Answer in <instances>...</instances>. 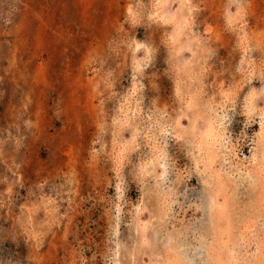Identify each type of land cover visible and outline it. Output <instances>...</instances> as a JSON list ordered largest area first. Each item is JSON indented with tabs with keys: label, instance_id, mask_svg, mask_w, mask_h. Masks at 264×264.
Wrapping results in <instances>:
<instances>
[{
	"label": "rangeland",
	"instance_id": "obj_1",
	"mask_svg": "<svg viewBox=\"0 0 264 264\" xmlns=\"http://www.w3.org/2000/svg\"><path fill=\"white\" fill-rule=\"evenodd\" d=\"M263 195L264 0H0V264H264Z\"/></svg>",
	"mask_w": 264,
	"mask_h": 264
},
{
	"label": "bare ground",
	"instance_id": "obj_2",
	"mask_svg": "<svg viewBox=\"0 0 264 264\" xmlns=\"http://www.w3.org/2000/svg\"><path fill=\"white\" fill-rule=\"evenodd\" d=\"M125 111H127V110H125ZM210 131H211V130H210ZM204 134H205V133H204ZM211 136H212V137H213V136L215 137V136H216L215 132H214V133L212 132V133H211ZM214 140H215V139H214ZM202 145H203V144H202ZM210 153H213V152H210ZM203 155H204V154H203ZM215 155H216V153H215ZM208 157H209V156H208ZM196 168H197V167H196ZM260 172H261V171H259V173H260ZM257 178H258V177H257ZM262 179H263V178H262ZM221 186H222V184H220V188H221ZM263 196H264V195H263ZM218 211L221 212L222 210H218ZM218 211H217V210L215 211L216 213H214V216H217ZM210 218H211V217H210ZM144 228H145V226L143 225V230H144ZM141 229H142V228H141ZM143 230H142V231L140 230V231H141V234L144 235V231H143ZM140 231H139V232H140ZM137 232H138V231H137ZM217 239H218V238H217ZM233 244H234V243H233ZM260 244H261V243H260ZM229 250H230V249H229ZM219 252H220V251H219ZM222 252H223V251H222ZM214 255H215V254H214ZM218 255H220V258H217V257H218V256H217V257H216V258H217L216 261H217V262L220 261V262H219L220 264H224V262H223V260H222V258H221V253L218 254ZM235 257H236V256H235ZM212 258H214L213 260H215V257H214V256H213ZM234 263H235V262H234Z\"/></svg>",
	"mask_w": 264,
	"mask_h": 264
}]
</instances>
